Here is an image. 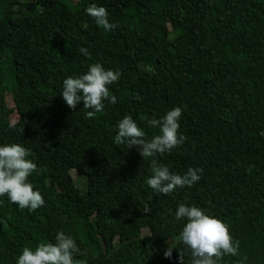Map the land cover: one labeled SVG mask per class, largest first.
<instances>
[{"label":"trees","instance_id":"obj_1","mask_svg":"<svg viewBox=\"0 0 264 264\" xmlns=\"http://www.w3.org/2000/svg\"><path fill=\"white\" fill-rule=\"evenodd\" d=\"M92 3L119 27H98L85 11ZM95 63L121 75L108 86L116 102L86 118L82 101L70 109L60 93ZM174 107L187 139L154 158L171 173L203 171L164 195L146 183L153 158L115 136L130 115L150 140L158 129L147 121ZM8 143L30 150L29 182L44 204L29 211L0 196V264L59 231L85 264H180L179 252L190 264L181 203L239 241V255L221 264H264V0H0V146ZM73 172L86 177L82 189Z\"/></svg>","mask_w":264,"mask_h":264},{"label":"clouds","instance_id":"obj_2","mask_svg":"<svg viewBox=\"0 0 264 264\" xmlns=\"http://www.w3.org/2000/svg\"><path fill=\"white\" fill-rule=\"evenodd\" d=\"M85 11L105 31L119 27L118 24L109 22L108 11L103 6L92 3ZM79 51L85 56L89 55L86 48L81 47ZM120 75L119 71L106 70L100 63L91 64L86 73L63 80L60 96L70 109H75L82 101L83 108L89 109L86 118H94L97 113L104 111L105 100L116 102L108 86L118 81ZM181 115L182 109L174 107L161 118L148 120L150 127L158 129V134L150 140L145 139V131L130 115L124 116L117 125L115 143L127 142L128 148L137 146L142 158H153L150 165L152 174L146 183L154 192L164 195L172 193L177 187H192L201 179L199 173L203 171L189 167L183 175L171 173L167 166L159 164L154 158L157 154L170 152L186 141L187 137L178 131ZM29 155L30 150L17 143L0 146V196H7L20 209L35 211L43 206L44 198L29 182L30 175L37 170V165L28 159ZM175 217L177 220L186 219L179 241L190 250V264H221L224 256L239 255V241L233 239L229 226L222 220L205 214L197 206L183 203L178 205ZM172 249L168 247L164 252L165 258L171 259ZM78 252L75 240L59 231L54 242L39 243L34 250L24 247L16 264H85L84 261L74 259V253ZM178 258L180 264H183L181 252ZM246 260L247 257H242L237 264H245Z\"/></svg>","mask_w":264,"mask_h":264},{"label":"rangeland","instance_id":"obj_3","mask_svg":"<svg viewBox=\"0 0 264 264\" xmlns=\"http://www.w3.org/2000/svg\"><path fill=\"white\" fill-rule=\"evenodd\" d=\"M17 119V116L15 113L12 114L11 116V121H15ZM75 183L82 189L85 185V181H86V177L83 175H77L75 172L72 173ZM171 244H167V245H161V249L163 250V252H165L168 247H171ZM174 264V263H173Z\"/></svg>","mask_w":264,"mask_h":264}]
</instances>
